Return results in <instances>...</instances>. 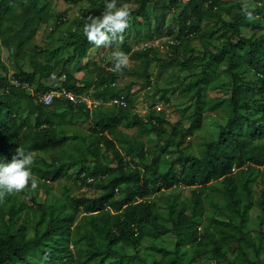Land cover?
I'll use <instances>...</instances> for the list:
<instances>
[{
    "label": "trees",
    "instance_id": "obj_1",
    "mask_svg": "<svg viewBox=\"0 0 264 264\" xmlns=\"http://www.w3.org/2000/svg\"><path fill=\"white\" fill-rule=\"evenodd\" d=\"M42 1L0 0V165L10 163L18 148L25 153H51L52 163L42 172L46 180L56 182L69 176L72 165L61 162L62 158L52 152L74 144L80 152L74 162L81 166L75 175L83 183L95 186L99 194L77 197L66 188V204L59 211L54 208L48 212L41 205L42 213L31 238L27 236L26 225L17 227L22 209L13 206L11 224L0 226V264H41L34 258L37 253L45 259L44 264H125L134 259L142 264H203L205 258L215 260L216 264H262L250 254L251 250L256 256L264 251V223L255 237L247 223L249 210L255 204L251 185L259 177L264 180V79L259 77L264 71V36H246L243 24L248 19L246 11L252 17L264 18V0H255V7L245 8L240 4V11L232 21L223 17L219 0H189L185 15L179 17L176 38L180 44L171 46L168 59H160L157 47L134 51L128 40L124 44V53L142 62L140 75L149 85L153 83L149 70L154 63L161 64L164 71L172 66L190 68L192 61L201 60L198 77L179 86L183 94L194 100L191 122L186 128L182 121L173 122L164 111H158L151 93L147 117L135 113L136 100L117 87L125 75L136 72L128 66L114 71V62L109 68L93 63L95 78L81 84L71 56L51 64L28 52L26 47L39 28L36 19L45 10ZM141 1L139 8L131 10V18L142 23L149 16L151 0ZM170 1L171 7H176L181 0ZM105 2L92 4L101 3L105 7ZM16 5L23 11H14L12 7ZM89 13V9L85 10L83 20L75 21L79 29L68 41L80 58L86 57L92 46L83 33ZM205 22H215L217 29L211 36L221 33L216 40L224 38V41L216 45L217 51L206 42L203 51L181 60L178 54L190 45L194 34L203 30ZM201 52H204L202 57ZM214 63L226 65L229 81L221 86L222 92L227 93L225 97L212 98L208 92L215 78ZM247 74H252L253 79H248ZM63 87L99 101L100 105L91 109L85 102L67 99H57L50 106L40 101L41 95ZM179 88L170 96L166 89L154 93L160 92V100L170 104ZM113 100H126V104L107 110L105 103ZM225 104L229 115L218 127L219 137L204 139L199 154L187 151L192 146L191 138L202 132L205 113ZM77 113H83L93 123L90 136L95 141L87 149L79 145V135L67 134L57 127V119ZM122 124L155 138L156 147L147 146L140 137H135L127 148L119 145L117 133ZM160 144L162 151L157 148ZM171 144L174 148L168 150ZM166 153L174 159L168 170L162 172ZM109 174L116 176L104 184ZM89 178L94 180L89 182ZM178 186L193 189V209L188 214L186 204H179L178 198L169 203L171 197H168L169 228L160 223L162 214L153 195L155 190H172ZM198 187L201 191H196ZM210 187L225 194L232 219L213 216L204 224L205 191ZM259 204L264 214V191ZM80 210L90 215L86 227L91 224L81 236L80 225L77 231L73 229ZM167 236L176 240L172 249L156 242ZM130 248L135 252L128 255L125 251ZM142 251L153 254L152 260L142 257Z\"/></svg>",
    "mask_w": 264,
    "mask_h": 264
},
{
    "label": "rangeland",
    "instance_id": "obj_2",
    "mask_svg": "<svg viewBox=\"0 0 264 264\" xmlns=\"http://www.w3.org/2000/svg\"><path fill=\"white\" fill-rule=\"evenodd\" d=\"M99 1L100 0H43L42 3L43 6H45V10L39 17L40 19H36L39 23V28L32 41L26 47L27 51L36 54L45 63L51 64H55L58 60L71 56L74 62L73 69L76 72L79 81H81V84L84 82H90L95 78V67L93 63H96L103 68H109V64L114 62L113 53L124 52V44L127 40L128 44L134 51L139 49L142 42L147 41L152 42L159 47L164 46L162 50L161 48L158 50L160 52L159 57L160 59L169 58L171 53L170 51L168 52L166 48L167 36H172L173 39L177 40L176 34L180 28L179 17L185 15V6L189 0H181L176 7H171L170 0H151L148 18H143L142 23L140 20L131 18L130 27L124 33V39L122 42L114 44L110 48H96L92 45L89 48L88 55L84 58H80L79 53L75 51L74 47L71 45L69 46L68 41L79 29L74 23L77 20H83L82 15L85 10L89 9V15L95 16H99L105 11V7L101 6V3L96 6L92 4L93 2ZM108 2H110V0H108ZM141 2V0H117V6L119 7L120 5L127 3L131 5V11L139 8ZM219 2V10H221L223 17L227 21H232L234 16L239 13L240 4H243L244 6L247 4V7H255L256 5L255 0H219ZM12 9L19 13L23 11L22 7L19 5L13 6ZM214 29H217L215 22H205L203 30L191 37L190 45L182 49L178 54V57L181 60L186 61L192 54L196 56L197 53L204 50V43L206 42L210 44L211 49L217 51L218 48L216 45L221 44L224 41V38L216 40L221 36V33L212 37L211 34ZM243 31L248 37L254 35L257 37L264 36V18H259L258 16H251V18L248 17L243 24ZM5 52L6 50L3 51V53ZM203 54L204 52H201L200 57H202ZM4 56L7 64H10V61L7 60L6 53ZM200 62L201 60L192 61L190 68L172 66L164 71L161 64L158 62L154 63L149 70L153 83L152 85H149L146 82V79L140 75L142 62L134 61L130 58L128 67L136 72L133 71L130 74L125 75L123 80L118 83L117 87L124 90V95H130V99L134 98L136 100L135 113L147 117L151 110L148 97V94L151 93V95H153L152 102H157L156 109L160 112L164 111L166 116L173 122L182 121L183 126L186 128L191 122L189 117L194 111V100L190 98L189 94H183L182 89L179 88V86L183 82L184 85H187L193 79L198 77V74L201 72V68L199 67ZM212 70L215 78L210 82L208 92H210L212 98L227 96L226 92H222L221 87L223 83L229 81V76L226 72V65L221 64L218 66L217 63H214ZM12 74L13 71H11V75ZM188 75H191L192 77L190 78ZM247 76L248 79H253L252 74H247ZM175 88L179 89L170 104L160 100V92L154 93L155 90L166 89L169 92L168 96H170ZM226 106L227 105L225 104L222 108L205 113L204 126L201 130L202 132L197 133L191 138L192 146L187 151L191 152L194 150L199 154L198 152H201L203 149L202 142H204V139L209 140L210 138L216 139L219 137L218 127L225 123V116L229 115V110ZM105 108L107 110H113L115 105L110 101L105 103ZM56 121L57 127L67 132V134L79 135V145L82 146V148L87 149L91 143H94V137L90 136L93 123L83 113L68 115L65 119H57ZM135 137L142 138L144 143L149 147H156L155 138L139 133L138 128L128 127L125 124H122L119 127L117 133L119 145L121 143L127 148L130 143L136 140ZM126 148H123L124 153H127L128 151ZM157 148L159 151H162V144ZM172 148H174V144H171L168 150ZM52 153H54L53 155L62 158L61 162L72 165V170H70L69 176L56 182L46 180L42 170L49 169L50 164L52 163V155L51 153H34L32 172L41 182L35 190L31 189L29 184L23 192L8 194L3 201H0V226L11 224L10 209L13 206L17 209L21 208L22 211L18 216L19 222L17 227L19 225H26L29 229L27 236L31 238L30 236H33V227L39 221L42 213L41 205H45L48 212H51L54 208L59 211L66 204L65 200L67 199L66 195L68 193L66 188H69L70 193L77 197H94L99 194V191L95 186L83 183L82 180L78 179L75 175V172L78 171L81 166L79 163L74 162L80 155L79 149L74 144L66 146L65 149L55 150ZM172 159H174V156L169 157L167 153L163 155V162L161 165L162 172L168 170ZM115 176L116 174H109L104 179V184L111 181ZM251 188L254 192L255 204L249 210V222L247 223V226L255 237L261 229L260 224L262 222L264 223L262 206L259 204V199L264 191L263 177L257 178L256 182L251 185ZM201 189L202 188L198 187L196 188V191H201ZM117 196L119 198L122 197L119 192ZM153 197L157 201L161 210L162 217L160 223L166 227H171V222L168 219V197H171L169 198V203L174 201L175 198H178L179 204L187 205V213L191 214L192 212V188L178 186L172 190H155ZM228 212L225 194L215 188H207L205 191L204 224H208V219L213 216L224 220L232 219V215ZM89 216L90 215L86 214L83 210L77 212L73 229L77 231L76 228L78 225L82 227L79 236L87 231V227H91V224H88L86 227ZM175 241L176 240L173 236L161 237L156 240L160 245L171 249L175 245ZM146 244H149V242ZM134 252L135 251L132 248L125 251L128 255H131ZM227 252L231 258H235L229 250H227ZM141 255L142 257L147 256L149 260H152L154 256L153 254H146L145 251H142ZM250 256L253 260L264 264V251L256 256L255 251L251 250ZM34 258L39 259L41 264H44L45 262V259L42 258L40 253L35 254ZM127 261L128 263L125 264H142L139 259ZM194 263L195 262L192 264ZM195 264L202 263L196 262ZM203 264H216V261L207 260L205 258Z\"/></svg>",
    "mask_w": 264,
    "mask_h": 264
},
{
    "label": "clouds",
    "instance_id": "obj_3",
    "mask_svg": "<svg viewBox=\"0 0 264 264\" xmlns=\"http://www.w3.org/2000/svg\"><path fill=\"white\" fill-rule=\"evenodd\" d=\"M131 5L117 6V0H106L105 11L99 16L89 15L83 26L87 41L96 48H110L122 42L124 33L130 27ZM247 8V4H245ZM251 18L252 13L246 11ZM114 71H122L128 66L130 57L124 52H114ZM33 153L17 149V155L8 164L0 165V201L8 194L23 192L30 184L35 190L41 182L32 172Z\"/></svg>",
    "mask_w": 264,
    "mask_h": 264
},
{
    "label": "built area",
    "instance_id": "obj_4",
    "mask_svg": "<svg viewBox=\"0 0 264 264\" xmlns=\"http://www.w3.org/2000/svg\"><path fill=\"white\" fill-rule=\"evenodd\" d=\"M180 44V41L179 40H175L172 38V36H167V39H166V48L169 51H171V46H176V45H179ZM157 47V48H164V46H156L154 43L152 42H142L139 46V49H142V50H145L149 47ZM259 77L264 79V71L260 72L259 73ZM57 99H67V100H70L74 103H82V102H85L87 103L88 107L91 108V109H94L96 108L97 106L100 105V102L99 101H95V100H92L91 98H89L88 96H79V95H76L75 93H73L72 91L68 90L67 88L63 87V88H60V89H57V90H52V91H49L47 92L46 94L44 95H41V98H40V101L47 105V106H50L52 105ZM112 104L114 105H118V106H122V105H125L126 102L123 101V100H113L112 101ZM236 171V169H234ZM94 179L92 178H89V182H92Z\"/></svg>",
    "mask_w": 264,
    "mask_h": 264
}]
</instances>
